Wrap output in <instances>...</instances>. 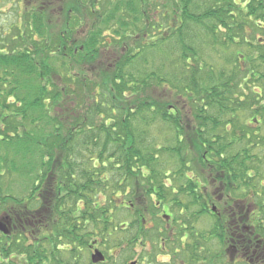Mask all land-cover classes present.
<instances>
[{"label": "trees", "instance_id": "obj_1", "mask_svg": "<svg viewBox=\"0 0 264 264\" xmlns=\"http://www.w3.org/2000/svg\"><path fill=\"white\" fill-rule=\"evenodd\" d=\"M104 2L95 9L85 0H0V15L8 4L15 15L0 27V151L10 154L4 165L10 175L24 172L36 189L52 184L61 192L56 208L70 203L74 213L83 204L88 240L97 232L108 244L117 236L110 230L142 227L143 218L132 213L129 224H118L116 211H130L117 206V193L128 201L146 187L144 196L173 197L177 208L182 197L194 217L207 211L193 194L199 178L240 182L247 173L249 183L264 182L263 156L255 153L264 152L257 137L264 128V0ZM155 56L168 70L148 74ZM170 101L193 106L192 150L182 145L183 114ZM158 120L175 130L180 167L171 179L185 181L166 195L167 176L156 168L171 148L150 142L145 131ZM189 163L202 175L187 178ZM7 194L6 202L25 201ZM192 203L200 205L196 214ZM72 226L82 231L73 218Z\"/></svg>", "mask_w": 264, "mask_h": 264}, {"label": "flooded vegetation", "instance_id": "obj_2", "mask_svg": "<svg viewBox=\"0 0 264 264\" xmlns=\"http://www.w3.org/2000/svg\"><path fill=\"white\" fill-rule=\"evenodd\" d=\"M53 186L32 187L19 203L2 200L0 185V264H264V182L249 183L247 173L240 182H221L215 175L206 184L193 185V194L202 196L199 203L215 220L211 229L195 230L182 202L175 217L170 200L153 202L151 209L136 208L129 201L124 202L126 208L143 218L142 227L110 230L117 235L112 245L97 232L88 240L89 219L79 213L86 207L77 202L74 213L70 203L56 208L62 194ZM72 218L82 224V231L73 229ZM126 233L130 239L122 240ZM114 249L119 254L110 261L107 252ZM95 251L102 253L103 262H91Z\"/></svg>", "mask_w": 264, "mask_h": 264}, {"label": "rangeland", "instance_id": "obj_3", "mask_svg": "<svg viewBox=\"0 0 264 264\" xmlns=\"http://www.w3.org/2000/svg\"><path fill=\"white\" fill-rule=\"evenodd\" d=\"M85 3H87V5L92 3V5L95 6L94 7L95 9L96 8H100V6L105 7V6L108 5V2L105 4L104 0H85ZM1 9L3 10V12L0 15V27L4 26V28H6L7 25L8 24L10 25V23L13 21V19L15 18V15L13 13V10L11 9V4H8L7 7L3 6ZM62 20H63V18H62ZM56 23L57 24H61L62 21H59V22H56ZM57 24H56V26H57ZM80 31L82 32L81 36H84L83 34H85V29L82 28V29H80ZM205 55H206V52H205ZM209 56L212 57V58L215 57L213 55L212 56L209 55ZM224 56H225L224 54H221L219 56V58H223ZM110 57H111L110 59H104V58L101 57L103 61L108 60V61H105V64H103L104 67L109 64V62L111 61L113 55H110ZM149 59H148L149 60V64L147 65V71L148 72L150 71V73H148V74H155V73H159V72L160 73L161 72L164 73L165 71L168 70V67H165V69L163 71H162V69L158 68L160 66V64L162 63V58L160 56H155V57H151V58L149 57ZM174 62H175V60H174ZM167 64L169 66L171 65L170 62L167 63ZM96 68H97V66L94 68V71L98 70ZM177 77H179V74H177ZM247 94H248V92H247ZM170 104L175 105L176 107H178L180 109L181 108L183 109L182 112H181L183 114V116L180 115L181 119L179 121V125L182 127L183 133H184V136H183L184 143L182 145L187 147V149L192 150L193 149L192 148V144L194 143L192 141V140H194L193 139L194 135H192V134L194 133V130H195L194 128H196L195 121L192 118V114L194 113L193 106H192L191 103H189V105H190L189 106L187 104V102H185V101H180L178 104H174L173 101H170ZM121 106H123V105H121ZM243 116L244 117H248V116L251 117V114H250V112L246 111V112H244ZM256 119H257V121H260L259 117H257ZM171 127L169 125H167V123L158 120L157 123L155 122L154 124H151V126H149V129L146 128V130H145L147 132L146 133L147 134V138L150 140V142L153 143V141H155L156 143H158V147L171 148V150L169 152H166L164 154H160L159 155L158 163L160 164V167L156 168L158 171H161L163 173V176H164V174L167 176V177H162L161 178V183H163L165 185L163 195H166L167 193H170L169 189H171V187L177 188L175 186L177 182L179 183L178 188L181 187L180 183L184 184V182H185L184 179L175 181L176 178L177 179L179 178L178 176L177 177L175 176L174 180L171 179L172 178V173L176 170V167H180L179 159L173 153V150H175L173 148L177 147V143H176L177 141H176V139H174L175 130L174 129L172 130ZM256 127H257V125H255V124H254L253 128L250 127L252 129V134H253V131L255 133ZM229 128H230L229 130H231L230 126H229ZM257 137L260 139L259 141H261V137L263 138V142L262 143L264 145V128H261V130L259 131V135H257ZM257 137L255 136V139H257ZM250 138L253 139L252 137H250ZM243 141H245V140H243ZM0 145H1L0 148H4L3 144H0ZM263 148H264V146L262 147V149ZM182 150H183V153H182L181 156L183 157V159L185 158L184 160L188 161L189 158H190L189 156H191V155L188 156L187 153H186V150H184V149H182ZM255 153L257 155H259V156H263V157L260 158V162H258V164H259L258 166H259L260 174L264 177V152L261 153V151H259V152H255ZM5 156H7V159L5 158ZM9 157H10L9 153H7L4 150L0 151V165L2 166L1 169L4 170V172H2L3 175L0 178V185L2 187V190L3 191L7 190L8 191L7 195L9 197L17 198V200L26 199V197H29V193H30L32 187H34L33 186L34 185L33 179H31V177H33V175L31 177H29V176L27 177L25 175H21V174H27V173H24V172H19V173L17 172V173H14V174L10 175L8 172H6V170H5L6 168H4V165H6V163H8V160L10 159ZM2 159L4 161H1ZM183 168H184L183 172L185 173L184 175L187 178H192L193 175L194 176L202 175V173L198 172V170H195V167L192 164H190V163L188 164V167H186V169H185L184 166H183ZM187 168H191V169L187 171ZM205 179L209 181L208 178H205ZM199 181H200L201 184H206L207 183V182H204V180L201 179V178H199ZM7 187H9V188H7ZM215 187L219 188V185L217 184ZM215 187H213V188H215ZM176 190L174 191V193H176ZM144 191H147L146 187L142 188V191L136 190V193L134 194L133 199L128 200V201H127L126 198H124L123 196L119 195V193H117L116 196L120 197L118 200L116 199L117 206H123L124 208H126L127 207L126 203L131 201V203L135 207L144 208L145 205H146V203H144V199H145L146 201L148 200L147 204L152 202L151 203L152 204L151 208H153V202L161 201V202L165 203L167 200H170V199L173 198V197L172 198L169 197V198L164 199V198L156 197L155 195H153L151 198H149V197L144 196L145 194H142V192L144 193ZM263 195H264V193H263ZM179 199H180V201H179ZM178 201L182 202V203L184 202L182 197H179ZM122 202L123 203L126 202V203H124L122 205ZM187 202H189V201H187ZM187 202H185L184 204H186ZM167 204H169V203H167ZM193 204L194 203H192V205ZM193 206H195V205H193ZM147 208L151 209L148 205H147ZM169 208H170V212L176 217L177 216V214H176V210H177L176 205L173 204ZM120 211L117 210L116 211V215H115L116 216L115 218H118V224L119 225L129 224L130 221L132 219H134V217L131 216V210H129L130 212H128L130 214V216L122 214V213H124L125 210H123L121 212ZM199 211H200L199 205L193 207V209L191 210V212H193L195 214L197 212H199ZM187 216H188V214H187ZM147 217H148L147 214H145L144 215V219L146 220V222H147ZM194 218H196L197 220L193 221ZM186 219L188 221H190L191 224H193L195 226V230H198L200 232L207 231V230L211 229L212 225H214V222H215L213 217L207 215V212L198 213L194 217L190 216V217H186ZM147 224H149V223L147 222ZM187 227H189V226L187 225ZM134 229L135 228H133V229L131 228V229H129V231L134 230ZM188 229H190V228H188ZM122 237H123L122 240L130 239V235H128L127 233L124 236H122ZM126 237H127V239H126ZM116 240H117V236H116V238H113V239L109 240L108 244L112 245L113 242L116 241ZM136 249L138 251H140L139 247H137ZM118 254L119 253H118V251H116V249L107 252V255L108 256L110 255V258L112 257V259L110 261H113L114 255H118ZM89 258H90V256L88 257V261H89Z\"/></svg>", "mask_w": 264, "mask_h": 264}, {"label": "water", "instance_id": "obj_4", "mask_svg": "<svg viewBox=\"0 0 264 264\" xmlns=\"http://www.w3.org/2000/svg\"><path fill=\"white\" fill-rule=\"evenodd\" d=\"M1 229V226H0ZM105 260L104 256L102 255V253L95 251L92 255H91V262L93 263H100L103 262Z\"/></svg>", "mask_w": 264, "mask_h": 264}]
</instances>
